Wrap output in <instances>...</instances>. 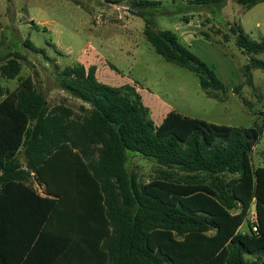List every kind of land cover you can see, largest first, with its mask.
Segmentation results:
<instances>
[{
  "label": "trees",
  "instance_id": "1",
  "mask_svg": "<svg viewBox=\"0 0 264 264\" xmlns=\"http://www.w3.org/2000/svg\"><path fill=\"white\" fill-rule=\"evenodd\" d=\"M227 2L248 11L264 0H193L188 9ZM160 5L129 3L156 54L220 100L225 87L214 69L175 33L155 29ZM228 27L244 54H264V39ZM19 59L0 75L16 78ZM245 70L264 72V60L250 59ZM59 79L80 101L77 115L62 104L49 108L30 77L12 91L0 84V264H264V167L251 160L264 126L216 125L173 111L155 125L132 87L99 82L95 66H67ZM128 154L184 176L140 184ZM31 179L49 197L36 194ZM253 205L256 232L248 220ZM243 224L249 230L239 233Z\"/></svg>",
  "mask_w": 264,
  "mask_h": 264
},
{
  "label": "rangeland",
  "instance_id": "2",
  "mask_svg": "<svg viewBox=\"0 0 264 264\" xmlns=\"http://www.w3.org/2000/svg\"><path fill=\"white\" fill-rule=\"evenodd\" d=\"M110 1L116 3L0 0V67L17 54L20 57L16 78L0 75L2 87L12 91L19 79L30 77L49 108L62 104L77 115L81 103L63 91L60 73L67 66H95L99 82L132 87L156 125L173 111L216 125L263 128L264 72H246L245 66L250 59L264 60V54L246 55L239 50L228 24L240 25L252 40H263L264 3L244 12L234 2L190 10L193 0H147L161 3L153 17L155 29L175 33L182 45L214 69L225 87V94L217 100L200 88L193 73L156 54L143 34L144 21L129 7L131 0ZM25 42L43 53L30 50ZM236 87L240 88L238 95L233 91ZM251 160L254 166L264 167V135L253 148ZM127 169L140 184L168 178L167 174L174 179L184 176L178 169L135 154H128ZM246 230L245 224L240 231Z\"/></svg>",
  "mask_w": 264,
  "mask_h": 264
},
{
  "label": "crops",
  "instance_id": "3",
  "mask_svg": "<svg viewBox=\"0 0 264 264\" xmlns=\"http://www.w3.org/2000/svg\"><path fill=\"white\" fill-rule=\"evenodd\" d=\"M245 12V11H244ZM241 14H243V13H241ZM163 120V119H162ZM161 123V122H160ZM156 125V124H155ZM159 125V124H158ZM21 161V164L22 165H24V159L23 158H21L20 159ZM24 168V167H23ZM29 184L31 185V187L34 189V191H35V193L36 194H38L39 196H41V197H47L48 195L46 194V192H45V187L43 186V185H41V184H39V183H37L36 181H34L33 179H31L30 180V182H29ZM49 197V196H48ZM254 213V205L251 207V209H250V211H249V214H253ZM250 218H248V220H249ZM245 224H243L240 228H239V230H238V232L239 233H245V232H247L248 231V226H247V224H246V228H247V230L246 231H244V232H241L240 231V229L244 226ZM14 249V248H13ZM7 250H10L11 251V249L9 248L8 249V247H7Z\"/></svg>",
  "mask_w": 264,
  "mask_h": 264
},
{
  "label": "built area",
  "instance_id": "4",
  "mask_svg": "<svg viewBox=\"0 0 264 264\" xmlns=\"http://www.w3.org/2000/svg\"><path fill=\"white\" fill-rule=\"evenodd\" d=\"M249 223L251 225V230L252 232H256L257 229H256V226H255V213L252 214V217L251 219H249ZM249 230V229H248Z\"/></svg>",
  "mask_w": 264,
  "mask_h": 264
}]
</instances>
